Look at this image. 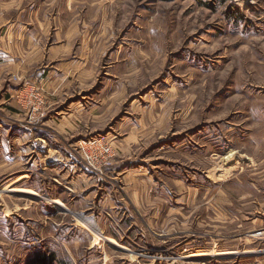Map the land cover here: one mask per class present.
<instances>
[{
    "label": "rangeland",
    "instance_id": "rangeland-1",
    "mask_svg": "<svg viewBox=\"0 0 264 264\" xmlns=\"http://www.w3.org/2000/svg\"><path fill=\"white\" fill-rule=\"evenodd\" d=\"M1 33L0 264H264V0H0Z\"/></svg>",
    "mask_w": 264,
    "mask_h": 264
},
{
    "label": "crops",
    "instance_id": "crops-1",
    "mask_svg": "<svg viewBox=\"0 0 264 264\" xmlns=\"http://www.w3.org/2000/svg\"><path fill=\"white\" fill-rule=\"evenodd\" d=\"M13 32L14 31L9 32L10 34H8V36H7L8 40H10V36L13 35L12 34ZM21 43H22V40H20V39L17 40V37L14 38L13 43H11V41H9V43H7V42L4 43L6 46L3 49V50H5L4 53L6 54V55H3L5 62H8V63L13 62L15 64V62L18 60L16 58V56L18 55L17 44H21ZM31 45H32V43L30 42V46ZM2 46L3 45H2V33H1L0 34V49H1L0 51H1V54H2ZM6 50H8V51H6ZM1 54H0V222H2V148L4 150L3 152L4 153L6 152L4 155L8 156L9 150H11V149L17 150V148H20V147H27L26 145L29 144V142H30L29 139H31V135L28 132L29 129H31V124L29 123L28 119H21L25 114L20 109L18 110L16 108L17 111L14 113V115L20 117V119L15 120V124H11L10 122H8V120L2 121V115L6 110L5 107H3V106H6V104H7V102H5V101H8L11 98V96L13 95V93L18 91L19 87L17 88V85H19V84L18 83L14 84L12 77H8V75L7 76L2 75V60L3 59H2ZM19 64H21V63H19ZM10 75H12V74H10ZM84 97H87V95H85ZM2 100H3V102H2ZM56 114L62 115V114H66V113L59 112ZM51 120H52L51 117H50V119L46 120V122L44 123V126L46 124L49 125L52 122ZM10 124L14 125V126H11ZM23 128H27L28 130H25ZM3 133H6L9 136L8 141H6L7 137L5 138V135ZM31 149H32V147H31ZM27 150H30V147L27 148ZM25 156H27V155H25ZM36 162H37V160H36ZM28 195H32V194H28Z\"/></svg>",
    "mask_w": 264,
    "mask_h": 264
},
{
    "label": "bare ground",
    "instance_id": "bare-ground-1",
    "mask_svg": "<svg viewBox=\"0 0 264 264\" xmlns=\"http://www.w3.org/2000/svg\"><path fill=\"white\" fill-rule=\"evenodd\" d=\"M46 146V145H45ZM230 158V157H229ZM23 190V189H22ZM19 192H21V193H24V192H22V191H19ZM26 193V192H25ZM28 194H32V195H34V194H37V193H33L32 192V190H31V192L30 191H28L27 192ZM31 197V196H30ZM47 197V196H46ZM41 200V199H40ZM50 203H52V204H54V205H60L61 203L59 202V201H55V202H50ZM63 205H64V203H63ZM58 207V206H57ZM64 208V207H63ZM68 210V209H67ZM8 212V211H7ZM81 220H82V218H81ZM84 222H86V221H84ZM83 222V223H84ZM85 226H86V224H85ZM88 226V225H87ZM91 226V225H90ZM92 227V226H91ZM89 229H90V227H89ZM98 231V230H97ZM99 234V233H98ZM101 234V233H100ZM98 236V235H97ZM99 237V236H98ZM105 238V237H104ZM102 240V239H101ZM227 253V252H226ZM132 254V253H131ZM220 254V253H219ZM232 254H234V252L232 253ZM231 254V255H232ZM227 255V254H226ZM230 256V255H229ZM198 258V257H197Z\"/></svg>",
    "mask_w": 264,
    "mask_h": 264
},
{
    "label": "built area",
    "instance_id": "built-area-1",
    "mask_svg": "<svg viewBox=\"0 0 264 264\" xmlns=\"http://www.w3.org/2000/svg\"><path fill=\"white\" fill-rule=\"evenodd\" d=\"M252 236H253V238H255V239L263 238V236H264V231H258V232H256V233H254Z\"/></svg>",
    "mask_w": 264,
    "mask_h": 264
},
{
    "label": "trees",
    "instance_id": "trees-1",
    "mask_svg": "<svg viewBox=\"0 0 264 264\" xmlns=\"http://www.w3.org/2000/svg\"><path fill=\"white\" fill-rule=\"evenodd\" d=\"M225 2V1H224ZM42 264H45V262L44 263H42Z\"/></svg>",
    "mask_w": 264,
    "mask_h": 264
}]
</instances>
